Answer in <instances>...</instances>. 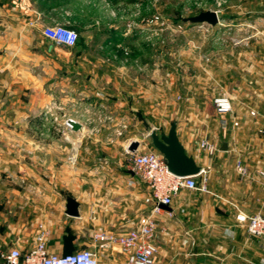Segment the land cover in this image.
I'll list each match as a JSON object with an SVG mask.
<instances>
[{
  "label": "rangeland",
  "instance_id": "obj_1",
  "mask_svg": "<svg viewBox=\"0 0 264 264\" xmlns=\"http://www.w3.org/2000/svg\"><path fill=\"white\" fill-rule=\"evenodd\" d=\"M113 1L86 0L81 6L85 12L70 14L77 22L64 24L76 29L79 39L74 46L61 49H97L104 54L98 55L95 60L93 54L87 53L83 63L97 61L98 64L118 66V72L113 71L117 73L114 78L118 83L121 78L119 73L121 76L128 74L129 81H144L143 86L139 85L137 89L129 85L131 98L139 94L138 101L133 104L134 110L135 107L140 108L139 112L131 110L123 120L112 118L105 108L85 113L82 108L85 106L87 109L88 105L81 102L79 106L72 99L73 91L85 87L80 85L73 90L71 83L62 85L61 80L77 78L78 73L88 75L90 71H78L70 66L58 67L51 62L46 84L26 82L23 73L17 71V77L23 81L14 82L12 78V98L7 94L1 95L4 98L0 106V143L81 142L83 153L85 148L99 141L105 130L110 133L116 127L126 125L123 135L115 136L121 138L130 127L135 129L137 125L134 134L143 143L141 151H150L156 149L148 129L138 118L146 117L151 127L160 132L169 130L177 119L205 111L211 117L204 125L211 128L213 138L203 135L202 139L213 142L216 151L225 140L230 142L231 148L219 158L210 173L196 175L199 189L182 190V202L176 204L189 209L183 211L180 221L199 222L204 212V220L218 222L224 228L223 264H260L264 260V241L261 237L248 235L238 224L232 195L234 190H238L233 188L243 183L250 184L248 186L256 195L264 193V111L255 117L248 103L241 102V98L249 97L244 93L249 83L248 70H243L245 62L258 63L256 85L257 88H264V0H138L126 5L122 1ZM207 9L218 12L219 23L213 26L181 20L183 16ZM235 64L239 75L245 76L242 89L235 86L232 79ZM94 72L103 73L104 70ZM222 72H225L224 80ZM221 95L228 96L233 106L225 117L231 123L225 128L223 117L215 109V98ZM236 109L249 112L251 120L247 117L231 118L230 114H234ZM68 117L82 123L84 131L81 134L71 132L66 124ZM252 119L257 120L256 128H249L254 122ZM109 136L114 137V133ZM200 139L198 142H201ZM238 159L248 169L245 175L236 168ZM146 184L149 186L147 181ZM176 204L173 200L172 205ZM160 213L174 216L163 210ZM238 227L244 232L238 234ZM258 242L263 244L261 250ZM82 248L85 247L70 252Z\"/></svg>",
  "mask_w": 264,
  "mask_h": 264
},
{
  "label": "crops",
  "instance_id": "obj_2",
  "mask_svg": "<svg viewBox=\"0 0 264 264\" xmlns=\"http://www.w3.org/2000/svg\"><path fill=\"white\" fill-rule=\"evenodd\" d=\"M85 1L0 0V106L4 98L2 94L12 98V78L14 82L23 81L17 77V71L23 73L26 82L43 85L48 79L47 69L53 62L58 67L70 66L74 70L90 71L88 75L81 76L78 73L77 78L61 80L62 85L71 83L73 90L80 85L85 87L72 94L73 101L79 106L81 102L88 105L87 109L85 106L82 108L85 113L105 108L112 118L123 120L131 110L139 112L140 108L135 107L134 110L133 105L138 101L139 94L131 98L129 85L137 89L139 85L143 86L144 81H129L128 74L121 76L119 73L121 78L118 83L115 79L117 73H113L119 70L118 66L82 61L87 53L93 54L96 60L103 52L97 49H61L70 46L58 44L44 33V28L54 22H77L70 14L85 12L81 8ZM75 27L78 28L76 24ZM244 64L243 70H248L249 82L244 93L249 97L241 98V102H247L249 109L254 110L252 114L259 117L257 114L264 111V88H257L256 85L258 63L248 61ZM233 66L234 85L242 89L245 76L239 75L236 64ZM102 69L103 73L94 72ZM224 74L222 72L223 80ZM230 116L252 118L244 109H236ZM184 117L175 120L178 137L186 152L193 155L202 167L198 175L205 176L217 165L219 158L230 152L231 144L225 140L222 145L226 143L227 148L221 149V145L218 151L212 153L203 149L198 139H202L203 135L213 138L211 128L204 125L211 115L198 111V114L193 112L190 117ZM138 119L146 128L150 125L146 117ZM253 121L249 128H256L257 120ZM229 123L228 119L223 127ZM135 127L138 128L137 125ZM70 129L77 134L84 131V126L78 130ZM135 129L130 127L121 138L109 136L113 131L109 133V130H105L99 141L85 148L86 152L83 153L81 142L53 140L0 143V246L19 247L26 251L34 246L36 233L39 226L43 225L47 230L50 252L67 253L85 247L97 253L100 264H126L127 255L124 251L117 246L102 247L94 240L93 233L101 230L115 233L127 231L134 226L139 216L147 213L146 207L149 211L153 207L152 191L145 179L134 171L132 153L128 151L133 141L140 142L137 151L143 148V143L134 134L137 132ZM262 174L264 176V171ZM248 185L237 184L233 188H238L232 195L235 218L236 207L248 213H264V193L256 195ZM181 192L175 197V204L182 202ZM69 196L78 201L79 216L66 213ZM188 209L177 204L161 207V210L174 216L169 217L160 212L157 214L158 228L154 242L158 252L154 264H218L219 261L223 264L224 228L218 222L207 218L204 220V212L199 222L180 221V215ZM238 224L248 233L245 225ZM236 230L238 234L244 232L240 227ZM258 238L255 239L258 241ZM261 239L264 241V238ZM258 248L261 250L263 244L258 242Z\"/></svg>",
  "mask_w": 264,
  "mask_h": 264
},
{
  "label": "built area",
  "instance_id": "obj_3",
  "mask_svg": "<svg viewBox=\"0 0 264 264\" xmlns=\"http://www.w3.org/2000/svg\"><path fill=\"white\" fill-rule=\"evenodd\" d=\"M44 33L56 43L67 46H74L79 39L76 29L59 22L46 26ZM232 108V101L228 96L221 95L215 98V109L223 117V124L227 123L225 117L232 111ZM67 119V126L72 128ZM125 127L126 125L116 127L113 130L114 136L123 135ZM200 145L210 153L216 150V145L207 139H202ZM128 151L132 153L134 171L149 184L153 207L149 213L139 216L129 230L121 233L101 230L94 232L93 237L102 247L117 246L124 251L127 255L126 264H154L155 255L158 252V247L154 242L158 228L157 214L162 206L171 205L182 190L199 189V185L196 175L173 174L168 169L166 159L159 151L136 150L133 152L130 149ZM236 168L243 175L248 172L241 159H238ZM236 209V219L246 226L248 233L264 238V213H248L240 207ZM46 236L47 230L40 225L36 233V242L30 249L22 251L19 247L0 248V264H100L97 253L89 248L67 253L50 252ZM260 264H264V260Z\"/></svg>",
  "mask_w": 264,
  "mask_h": 264
},
{
  "label": "water",
  "instance_id": "obj_4",
  "mask_svg": "<svg viewBox=\"0 0 264 264\" xmlns=\"http://www.w3.org/2000/svg\"><path fill=\"white\" fill-rule=\"evenodd\" d=\"M183 22L190 23H208L210 25H216L220 21L219 14L216 10L207 9L200 11L199 13L191 16H183L181 18ZM68 124L74 130H78L82 127V124L76 120L69 119ZM147 129L151 136V143L154 148L159 151L167 161L168 169L178 176L198 175L202 171V167L197 164L193 155L188 154L184 145L180 141L176 123H172L168 131L158 132L150 125ZM140 145L139 141H133L129 149L136 151ZM227 144L224 143L221 149H226ZM66 213L72 216H79V203L73 197H67Z\"/></svg>",
  "mask_w": 264,
  "mask_h": 264
},
{
  "label": "trees",
  "instance_id": "obj_5",
  "mask_svg": "<svg viewBox=\"0 0 264 264\" xmlns=\"http://www.w3.org/2000/svg\"><path fill=\"white\" fill-rule=\"evenodd\" d=\"M119 1H122L124 3V5H126V4H129V3H134L137 0H114L112 3L119 2Z\"/></svg>",
  "mask_w": 264,
  "mask_h": 264
},
{
  "label": "bare ground",
  "instance_id": "obj_6",
  "mask_svg": "<svg viewBox=\"0 0 264 264\" xmlns=\"http://www.w3.org/2000/svg\"><path fill=\"white\" fill-rule=\"evenodd\" d=\"M67 120H69V118ZM73 120H75V119H73Z\"/></svg>",
  "mask_w": 264,
  "mask_h": 264
}]
</instances>
